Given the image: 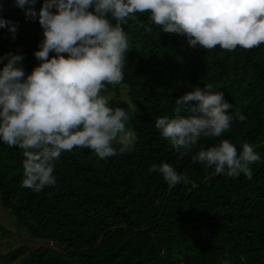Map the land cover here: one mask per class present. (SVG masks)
Wrapping results in <instances>:
<instances>
[{
  "label": "trees",
  "instance_id": "trees-1",
  "mask_svg": "<svg viewBox=\"0 0 264 264\" xmlns=\"http://www.w3.org/2000/svg\"><path fill=\"white\" fill-rule=\"evenodd\" d=\"M42 3L37 0V10ZM0 6V18L18 22L14 40L0 28V56L22 54L30 73L39 63L33 55L43 39L39 21L26 19L15 0H0ZM137 17L123 25L129 39L124 79L102 92L113 108L136 107L126 124L134 144L121 152L123 144L115 142L117 155L103 160L87 148L63 152L55 162V186L37 193L22 187V150L0 142L1 204L40 243L3 254L9 264H264V44L192 48L186 37L163 32L149 13ZM208 84L224 92L229 114L246 119L234 120L221 137L201 138L182 156L155 119L172 116L176 98ZM221 139L238 152L248 143L260 155L251 179L193 163L201 146ZM161 163L170 164L181 183L169 185L149 171Z\"/></svg>",
  "mask_w": 264,
  "mask_h": 264
},
{
  "label": "clouds",
  "instance_id": "clouds-1",
  "mask_svg": "<svg viewBox=\"0 0 264 264\" xmlns=\"http://www.w3.org/2000/svg\"><path fill=\"white\" fill-rule=\"evenodd\" d=\"M36 4L15 0L25 18L38 19L42 28L33 53L38 65L26 73L22 54L0 56V142L22 150V187L37 193L55 186V162L63 152L87 148L103 160L117 155L115 142L123 144L121 152L135 143L126 124L136 107L113 108L102 92L124 79L129 39L123 25L137 13H149L163 32L186 37L192 48L234 51L264 44V0H43L38 10ZM0 28L14 40L18 22L0 18ZM175 103L172 116L156 117L154 126L182 156L201 138L221 137L234 120L246 119L240 112L229 114L232 104L211 84L193 87ZM260 160L252 145L243 143L238 152L229 139L201 146L192 157L217 173L248 179ZM149 171L172 186L182 181L168 163Z\"/></svg>",
  "mask_w": 264,
  "mask_h": 264
},
{
  "label": "rangeland",
  "instance_id": "rangeland-1",
  "mask_svg": "<svg viewBox=\"0 0 264 264\" xmlns=\"http://www.w3.org/2000/svg\"><path fill=\"white\" fill-rule=\"evenodd\" d=\"M127 90V86L123 85ZM108 101L110 95H104ZM0 264H7L3 254H7L21 245L33 249L40 245L39 241L33 239L23 228L16 225V219L11 210L6 209L0 201Z\"/></svg>",
  "mask_w": 264,
  "mask_h": 264
},
{
  "label": "built area",
  "instance_id": "built-area-1",
  "mask_svg": "<svg viewBox=\"0 0 264 264\" xmlns=\"http://www.w3.org/2000/svg\"><path fill=\"white\" fill-rule=\"evenodd\" d=\"M52 244V243H51Z\"/></svg>",
  "mask_w": 264,
  "mask_h": 264
}]
</instances>
